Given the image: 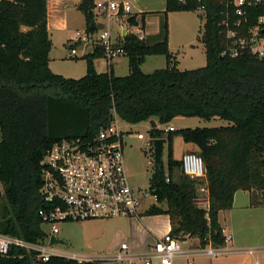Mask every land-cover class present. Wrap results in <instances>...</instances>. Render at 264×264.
<instances>
[{
	"label": "trees",
	"instance_id": "obj_1",
	"mask_svg": "<svg viewBox=\"0 0 264 264\" xmlns=\"http://www.w3.org/2000/svg\"><path fill=\"white\" fill-rule=\"evenodd\" d=\"M164 3L157 35L138 40L128 33L117 44L127 58V75L115 76L111 64L97 73L93 60L103 58V50L95 47L84 55L85 75L69 79L49 68L46 0H0V234L29 244L45 241L38 210L40 161L46 150L61 139L91 138L115 116L130 127L151 120L166 125L176 118L226 122L173 130L164 138L166 170L160 162L149 178V193L158 205L142 215H167L170 233L179 241L197 238L201 248L224 247L218 215L231 209L237 191L249 193L250 207H264V57L246 52L236 58L222 56L228 43L220 27L219 0ZM199 7L204 13L197 40L204 47L205 66L180 71L168 50L167 15ZM77 9L85 18L86 33H93V1L81 0ZM259 13L248 16L249 25ZM127 22L137 26L136 16ZM149 56H163L165 67L143 73L141 65ZM148 134L163 138L157 128ZM178 136L197 149L205 180L184 175L180 161L173 158V139ZM203 185L206 207L196 203ZM36 255L13 245L7 255H0V264L99 263L55 256L40 263Z\"/></svg>",
	"mask_w": 264,
	"mask_h": 264
},
{
	"label": "built area",
	"instance_id": "obj_2",
	"mask_svg": "<svg viewBox=\"0 0 264 264\" xmlns=\"http://www.w3.org/2000/svg\"><path fill=\"white\" fill-rule=\"evenodd\" d=\"M191 1L193 0H178L183 4ZM219 1L222 17L220 27L228 43L222 56L236 58L246 52L258 58L264 57V0ZM94 9L96 16L107 17L108 21H112V17L130 14L129 4L125 2L101 0L94 4ZM197 11L204 13L202 7ZM253 11L261 13L258 14L256 22L249 25L248 16ZM131 34L138 40L145 39L141 27L136 26ZM123 36L120 33L118 35L119 38ZM76 37V41L84 43L85 47L102 48L103 58L108 66L116 58L123 56L121 47L117 45L119 41L112 37L109 30L91 34L76 32ZM70 55L76 56V50L71 49ZM147 126L149 130V123ZM173 130V127H166L164 132ZM124 137L143 141L146 148L153 149L152 142L155 138L146 137L142 132L132 134L130 129H121L115 116L110 126L91 138L61 139L46 150L40 161L39 195L42 207L38 210V217L42 224L50 226V237L57 232L56 225L61 222L138 219L150 207H143L144 200L149 198L150 193L134 189L129 184L124 160ZM179 161L184 175L192 180H205L206 172L200 156L186 152L181 155ZM207 196L205 186H200L196 198L197 205L206 207ZM225 238L227 241L226 236ZM44 243L45 241L29 244L18 238L0 234V255H7L10 247L14 245L35 251L36 259L40 263L48 262L53 256L78 262L86 261L76 254L65 255L48 249ZM225 253L223 247L214 248L210 245L194 251L184 250L181 241L169 232L157 239L144 254L130 253L127 244L122 243L111 259L115 264H136L137 261L142 264H152L153 261L172 264L176 257L205 255L215 258Z\"/></svg>",
	"mask_w": 264,
	"mask_h": 264
},
{
	"label": "rangeland",
	"instance_id": "obj_3",
	"mask_svg": "<svg viewBox=\"0 0 264 264\" xmlns=\"http://www.w3.org/2000/svg\"><path fill=\"white\" fill-rule=\"evenodd\" d=\"M94 15L97 19L95 22L100 25L97 28L98 31L109 30L114 38L116 34L114 28L116 25L113 21L116 18L112 17V21H108L107 17ZM77 16V13L69 16V30L67 33L57 34L56 32H51L50 36L52 44L49 52V60L50 66L54 70L53 73L69 79H79L86 72V60L84 58L86 51L85 44L75 42L77 40L76 32L79 31L82 33L85 25L84 19L80 17L77 20L79 18ZM141 16H143V21L141 20ZM202 16L201 11L173 12L169 15V21H167V26H169L168 50L177 62V69L180 71L194 70L205 66L204 47L197 40L200 36V31H202ZM136 17L138 19L137 25L144 27L146 33L156 30L163 21L162 15L146 18L144 15H136ZM135 27L133 30H135ZM67 34L73 38V42L66 43L65 37ZM71 49L76 50V58H72L69 54ZM121 60L124 62V66L118 64L116 74L122 76L127 75L126 57H123ZM93 64L98 73L106 72L104 58H95ZM164 67L165 58L163 56H154L146 61L141 70L143 73L148 74L154 70L163 69ZM177 120L166 125H160L154 120L157 129L162 132L163 139L166 137V133L164 132L166 127H173L177 131L184 128L194 129L226 125L225 121L219 119L205 121L198 118H181V120H185L184 122ZM118 125L123 130L130 129L132 134L134 132H142L146 137L150 136L147 134L148 126L146 123L129 127L121 121H118ZM123 144L125 169L130 186L134 189L149 192V178L155 169L153 150L146 148L143 141H138L133 137H124ZM166 148L167 144L165 143L161 157L164 170H166ZM186 148L187 146L184 145L180 137L174 138L173 149L177 160L180 159ZM193 152L197 153V149H193ZM153 205L157 206L158 204L155 198L149 194V198L144 200L143 207L147 209ZM131 220L133 219L86 221L83 223L61 222L56 225L57 232L52 234L58 241L54 245L48 244L51 235L50 226L41 224V228L46 234L44 246L65 255L76 254L85 258L89 257L100 263V260H103L102 256L112 253L110 247L121 243L123 236L129 231ZM131 223L134 222L132 221Z\"/></svg>",
	"mask_w": 264,
	"mask_h": 264
},
{
	"label": "crops",
	"instance_id": "obj_4",
	"mask_svg": "<svg viewBox=\"0 0 264 264\" xmlns=\"http://www.w3.org/2000/svg\"><path fill=\"white\" fill-rule=\"evenodd\" d=\"M95 4L101 0H92ZM112 2H125L131 7L130 14L125 16H119L113 22L116 25V40L120 41L121 38L118 37L119 33L122 35L132 33L135 30L134 26H130L127 22L128 17L136 15H144V17H157L162 15L161 13L165 9L164 0H110ZM81 0H46V26L49 33V39L51 32H56L57 34L67 33L69 30V16L78 14L77 20L84 19V31L86 32V21L83 14L77 9V6ZM133 10V11H132ZM95 9H93V14ZM173 13V12H172ZM168 13L167 21H169ZM133 14V15H132ZM143 17V16H141ZM97 19L94 15L93 25L95 29L93 33L98 32L100 25L96 23ZM146 20V19H145ZM136 22L138 19L136 17ZM82 24V22H81ZM128 24V26H127ZM145 24V22H144ZM138 26V25H137ZM139 27V26H138ZM144 31L145 38H152L159 33L160 26L156 30H153L149 33H146L144 27H141ZM169 28V26H168ZM136 29V27H135ZM124 30V31H123ZM79 32V31H77ZM81 33V32H80ZM118 33V34H117ZM169 39V32H168ZM66 43L73 42V38L67 34L65 37ZM75 42H78L75 40ZM72 45V44H71ZM86 51L88 47H85ZM85 51V52H86ZM70 54V53H69ZM77 56H72L76 58ZM124 56L116 58L111 66L115 76L117 75V67L119 65L124 66V62L121 60ZM154 56L146 57L145 62L141 65H145L146 61ZM127 60V58H126ZM106 62V61H105ZM49 68L52 72L54 70L50 66ZM107 70V63H106ZM96 71V70H95ZM97 72V71H96ZM128 72V66H127ZM98 73V72H97ZM128 74V73H127ZM125 76V75H123ZM179 119V120H177ZM174 120L182 121L181 118H176ZM172 120V121H174ZM171 121V122H172ZM147 124V123H146ZM157 128V126L155 127ZM179 137V136H178ZM181 138V137H180ZM163 139V138H162ZM182 139V138H181ZM164 140V139H163ZM174 140V139H173ZM187 146L185 152L193 151L196 149L191 144H184ZM173 158L174 149H173ZM134 223H131V222ZM219 224L223 230L224 235L227 237L223 249L225 254L211 258L205 255H190L189 257H176L172 260V264H264V207H250L249 206V193L247 191H237L233 196V203L231 209L227 211L220 212L218 215ZM170 223L167 215H150L144 216L141 215L136 220L130 221V228L126 235L123 236V239L119 245H113L110 247L112 253L105 254L102 256L103 260H100V263L105 264H115L111 257L119 249L122 243L127 244L128 251L133 254H144L149 247H151L157 239L161 238L166 233L170 232ZM181 246L184 250L194 251L202 249L199 245L197 238H188L181 241ZM83 260L93 261L89 257H82ZM99 263V264H100ZM136 264H142L140 261H137ZM152 264H159L158 261H153Z\"/></svg>",
	"mask_w": 264,
	"mask_h": 264
},
{
	"label": "water",
	"instance_id": "obj_5",
	"mask_svg": "<svg viewBox=\"0 0 264 264\" xmlns=\"http://www.w3.org/2000/svg\"><path fill=\"white\" fill-rule=\"evenodd\" d=\"M89 29L90 30L95 29L93 22L90 23ZM92 52H93V48H92V46H89L88 50L85 52V55H90V54H92ZM149 125H150L151 129H154L156 127V123L154 120H151L149 122ZM152 144H153L154 163H155V165H158L161 162L164 140L162 138H156L153 140ZM57 242L58 241L55 239L54 236L50 237V241H49L50 245L57 244Z\"/></svg>",
	"mask_w": 264,
	"mask_h": 264
}]
</instances>
